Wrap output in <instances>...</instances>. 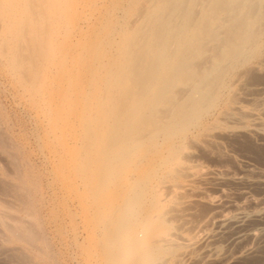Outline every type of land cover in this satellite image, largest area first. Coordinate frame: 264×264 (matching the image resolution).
<instances>
[{"label":"bare ground","instance_id":"obj_1","mask_svg":"<svg viewBox=\"0 0 264 264\" xmlns=\"http://www.w3.org/2000/svg\"><path fill=\"white\" fill-rule=\"evenodd\" d=\"M63 1L60 18L75 2ZM58 8L59 0H0V53L52 128L78 123L82 144L70 152L75 175L95 204L100 264L226 263L253 255L250 242L264 232V205L246 210L237 202L226 212L210 196L198 199L195 185L203 173L188 161L194 152L188 148L190 140L210 131L202 120L228 87L227 77L262 44L264 0H144L133 7L134 20L126 21L115 54L96 61L100 72L89 76L91 90L80 109L68 92L59 112L51 111L45 95L47 65L64 58L54 40L62 22ZM256 111L247 113L251 120L245 125L248 133L262 134L264 116ZM199 202L208 207L198 215L193 209ZM210 221L229 234L231 250L220 252L213 244L206 233ZM29 231L22 222L7 227L8 237L28 243Z\"/></svg>","mask_w":264,"mask_h":264},{"label":"rangeland","instance_id":"obj_2","mask_svg":"<svg viewBox=\"0 0 264 264\" xmlns=\"http://www.w3.org/2000/svg\"><path fill=\"white\" fill-rule=\"evenodd\" d=\"M143 3L144 0H75L72 11L65 15L61 12L60 18L59 10L62 11L64 1L60 3L59 0L56 19L62 22L59 21L54 40L61 43L64 58L58 64L47 65L45 95L51 111L62 110L65 106L62 98L68 92L80 109L85 92L91 90L87 82L92 71L95 75L100 72L96 61H107L105 59L115 54L123 28L134 20L133 7ZM234 71L227 77L228 87L223 90L221 98L202 120L203 125H210V131L203 133L207 135H199L195 141L190 140L189 144L192 143L188 148L190 152L194 151L188 161L204 174L197 179L200 183L195 185H198L194 192L196 197L210 196L209 199L214 198L219 209L226 212L234 210L237 202H243L246 210L264 205V133L263 136L248 133L246 127L251 120L247 113L251 110L264 116V35L256 55ZM239 108L247 110L246 114ZM50 125L46 112L34 103L28 88L19 82L0 53V221H3L0 222V264H100L101 255L95 252L99 250L101 253L102 234L98 225L94 226L98 222H92L97 219L96 215L92 217L96 214L93 213L96 212L93 210L95 204L80 177L75 175L77 172H74L72 163L71 148L76 147L75 152L82 144L76 134L79 132V128H75L79 127L78 123L72 120L60 130ZM15 184L25 188L19 190ZM15 190L20 194L16 195ZM207 207L199 202L193 210L199 215ZM16 222L24 223L30 230L33 239L29 243L8 237L7 227ZM218 226L217 222L210 221L206 233L220 252L229 251L232 249L229 234ZM31 242L35 245L32 243L31 246ZM250 246L256 252L243 260L225 263L207 259L198 264H264V232L252 239Z\"/></svg>","mask_w":264,"mask_h":264}]
</instances>
